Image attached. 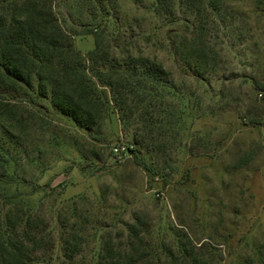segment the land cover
Wrapping results in <instances>:
<instances>
[{"label": "rangeland", "instance_id": "obj_1", "mask_svg": "<svg viewBox=\"0 0 264 264\" xmlns=\"http://www.w3.org/2000/svg\"><path fill=\"white\" fill-rule=\"evenodd\" d=\"M152 4L117 0V30L110 25L100 39L112 35L116 57L147 58L168 73L172 90L163 102L171 122L164 137L134 142L133 126L121 127L111 112L92 136L49 116L42 130L19 134L0 117L10 129L0 133L15 163L9 171L49 186L61 202L75 199L80 219L109 225L113 233L137 213L154 229L169 224L191 242L207 243L219 252V264H264V101L253 85L264 84V0H232L227 27L206 26L210 50L201 78L169 49L168 38L184 22L156 17ZM55 9L61 19L68 8ZM74 47L85 54L92 36L74 37ZM121 145L128 153L118 159L112 148ZM130 150L154 174L136 165Z\"/></svg>", "mask_w": 264, "mask_h": 264}, {"label": "trees", "instance_id": "obj_2", "mask_svg": "<svg viewBox=\"0 0 264 264\" xmlns=\"http://www.w3.org/2000/svg\"><path fill=\"white\" fill-rule=\"evenodd\" d=\"M230 1L153 0L156 17L184 22L183 30L168 38L169 49L197 78L210 50L206 26L227 27ZM58 5L68 8L61 19ZM116 13L117 0H0L1 119L21 134L42 130L44 116L58 117L92 136L111 112L121 127L133 126L134 142L162 139L171 122L163 102L172 90L168 73L147 58L116 57L113 36L100 39L110 25L117 30ZM80 35L93 38V48L85 54L74 47V37ZM253 85L264 92V84ZM0 133L10 134L6 124L0 123ZM130 152L136 165L154 174L137 151ZM11 156L0 141V264L221 262L207 243L195 244L169 224L154 229L137 213L114 233L109 225L80 219L75 199L61 202L49 186L26 183L10 172L9 164H15ZM24 187L30 192H23ZM38 191L43 194L35 200ZM91 243L86 261L83 255Z\"/></svg>", "mask_w": 264, "mask_h": 264}, {"label": "built area", "instance_id": "obj_3", "mask_svg": "<svg viewBox=\"0 0 264 264\" xmlns=\"http://www.w3.org/2000/svg\"><path fill=\"white\" fill-rule=\"evenodd\" d=\"M258 99L264 101V92L258 91L257 92ZM113 155L118 158L122 159L123 157L127 156L128 150L125 146H115L112 148Z\"/></svg>", "mask_w": 264, "mask_h": 264}]
</instances>
